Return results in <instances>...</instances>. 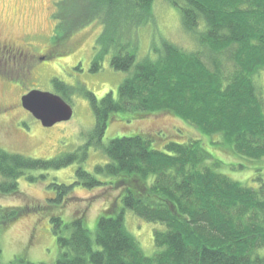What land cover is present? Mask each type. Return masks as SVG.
<instances>
[{
	"label": "trees",
	"instance_id": "trees-1",
	"mask_svg": "<svg viewBox=\"0 0 264 264\" xmlns=\"http://www.w3.org/2000/svg\"><path fill=\"white\" fill-rule=\"evenodd\" d=\"M154 1L70 0L72 13L88 16V10L81 9L85 4L103 22L102 38L97 40L103 49L94 56L92 69L98 68L115 43L119 48L111 64L127 76L117 96L110 91L99 99L86 86L80 88L92 105L95 124L76 149L42 158L0 146L4 177L0 193L19 192V178L35 170L41 172L39 178L51 177L47 185L54 194L47 198V210L64 206L78 185L119 191L117 200L96 217L95 232L86 210L69 218L61 212L49 213L59 251L52 264H264V177L260 172L250 184L235 179L220 169L221 159H207L210 148L201 139L165 140L156 147L152 137L138 133L104 143L116 114L133 119L170 112L195 125L213 147L246 161L235 168L261 170L264 93L255 78L264 70V0H165L178 9L196 49L186 50L163 38L159 48L149 49L139 60L137 43L127 37L128 27L153 19ZM62 2L68 0H56L57 14ZM56 21L58 33L67 21ZM53 84L64 99L74 93L69 84L57 79ZM95 149L105 161L92 172L85 164ZM76 162L70 182L49 174ZM27 178L32 181L38 176ZM126 210L162 225L154 231L152 255L144 253L126 226ZM19 214L0 208V224ZM1 253L0 246V264H49L23 253L3 262Z\"/></svg>",
	"mask_w": 264,
	"mask_h": 264
},
{
	"label": "rangeland",
	"instance_id": "rangeland-1",
	"mask_svg": "<svg viewBox=\"0 0 264 264\" xmlns=\"http://www.w3.org/2000/svg\"><path fill=\"white\" fill-rule=\"evenodd\" d=\"M84 6L85 8L81 9L88 10V16L80 15V11L72 13L70 0L62 2V11L58 14L55 8L56 0H0V46L15 44L27 53V49H30L37 56L33 63L29 62L33 59L29 56V60H26L28 63L24 61L21 68L22 60L18 59L17 69H23L28 65L30 72L16 70L14 73L12 71L3 73L4 75L0 73L2 148L17 154L42 158H52L74 150L85 142L88 132L95 124L92 105L89 99L80 93V88L86 86L88 91H93L99 99L110 91L117 96L119 85L127 76L126 71L117 70L111 64V57L119 47L112 43L98 68L92 69L94 56L103 49L101 43L97 42L98 38H102L103 22L100 16L89 12L88 5ZM153 6V19L149 21L147 19L146 22L142 19L128 27L127 37H132L134 43H137L139 60L147 55L149 49L155 46L159 48L163 38L186 50H195V40L184 29L178 9L165 0H155ZM59 18H62L63 22L67 21L68 26L64 24L65 27L63 25L57 33L54 28L56 19ZM8 58L10 59L8 56L7 59L4 58L5 62ZM11 64L9 61L10 69ZM53 79L75 88L71 97H65L74 112L71 119L47 127L23 107L22 97L31 89L51 91L64 97L53 84ZM255 80L264 93V70L259 71ZM138 133L152 137L158 144V146L155 144L156 147H161L159 143L163 144L165 140L185 142L201 139L207 148H210L209 155H206L207 159H221L223 164L220 169L229 172L235 179L250 184L254 182L253 177L259 172L264 177V167L258 171L251 168H235L237 164L246 161L228 150L213 147L210 139L195 125L170 112H155L133 119L126 117L122 112L116 114L106 131L104 143L117 136ZM88 156L85 165L92 172L97 163L105 161L102 152L97 149L92 150ZM78 165L79 162H76L63 169L50 171L49 174L64 182H70L75 178V168ZM40 174L38 170L27 173L38 176L32 181L27 175L20 177L17 193H0V208H11L20 213L6 224H0L3 262H9L16 255L23 253L36 262L54 263L59 251L56 236L51 229L49 213L57 211L69 218L74 217L78 211L86 210L89 227L95 232L96 217L119 196L117 189L107 186L89 189L78 185L72 194L66 197L64 206L49 207L50 210H47L45 208L47 198L54 194L47 185L51 177L39 178ZM3 179L0 173V181ZM125 220L126 226L139 240L144 253L152 255L155 250L154 231L156 228H163L162 225L142 220L130 210H126Z\"/></svg>",
	"mask_w": 264,
	"mask_h": 264
},
{
	"label": "water",
	"instance_id": "water-1",
	"mask_svg": "<svg viewBox=\"0 0 264 264\" xmlns=\"http://www.w3.org/2000/svg\"><path fill=\"white\" fill-rule=\"evenodd\" d=\"M22 105L47 127L71 119L74 112L72 105L61 95L40 89L25 93Z\"/></svg>",
	"mask_w": 264,
	"mask_h": 264
},
{
	"label": "flooded vegetation",
	"instance_id": "flooded-vegetation-1",
	"mask_svg": "<svg viewBox=\"0 0 264 264\" xmlns=\"http://www.w3.org/2000/svg\"><path fill=\"white\" fill-rule=\"evenodd\" d=\"M27 50H28V53L26 51H24V49L22 47L15 45V44L0 46V73L3 74V73H7L9 71H12L14 73L16 70H18V71L24 70L25 72L26 71L30 72L31 69H28V65H27V67H25L23 69H17L19 67V66L17 67V63H18L19 58L22 60L20 68H21L22 64L24 63V61L29 60V56L33 58L32 60L29 61L31 63L34 62V59H37V56L35 54H33L30 49H27ZM7 56L10 57V59L8 58L7 62H5L4 58L7 59ZM39 59H41V57ZM9 61L12 62V64H11L12 68L11 69L9 68V65H8ZM2 62H5L6 64L2 63ZM4 64H5V66H2ZM29 65H31V64H29Z\"/></svg>",
	"mask_w": 264,
	"mask_h": 264
}]
</instances>
